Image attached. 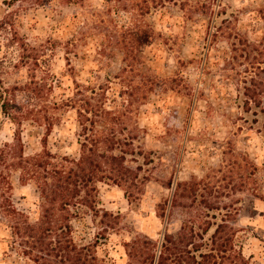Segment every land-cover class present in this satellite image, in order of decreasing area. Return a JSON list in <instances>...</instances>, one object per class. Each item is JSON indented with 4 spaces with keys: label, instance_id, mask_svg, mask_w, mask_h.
I'll list each match as a JSON object with an SVG mask.
<instances>
[{
    "label": "rangeland",
    "instance_id": "obj_1",
    "mask_svg": "<svg viewBox=\"0 0 264 264\" xmlns=\"http://www.w3.org/2000/svg\"><path fill=\"white\" fill-rule=\"evenodd\" d=\"M73 1L0 0V86L42 88L40 96L17 91L16 121L0 113V264H34L18 254L7 210L38 221L40 190L27 162L44 152L79 156L78 102L91 90L114 125L95 130L132 134L155 158L136 198L101 187L105 222L115 226L96 248L102 264H141L142 251L158 253L166 232L177 235L199 213L190 206L197 190L237 209L232 223L247 231L244 251L264 264V200L256 196L264 114L245 105L247 87L264 82V0ZM51 83L58 102L73 96L74 105L63 103L46 136ZM72 225L79 245L101 232L92 212Z\"/></svg>",
    "mask_w": 264,
    "mask_h": 264
},
{
    "label": "trees",
    "instance_id": "obj_2",
    "mask_svg": "<svg viewBox=\"0 0 264 264\" xmlns=\"http://www.w3.org/2000/svg\"><path fill=\"white\" fill-rule=\"evenodd\" d=\"M64 2L72 4L74 1ZM47 88L52 94V106L44 115L46 136L61 119L58 110L62 105H74L73 96L65 102L64 99L57 101L53 83ZM19 90H32L40 96L42 88L39 85L32 89L0 86V113L13 121L23 112V106L17 99ZM247 90L250 94H246L245 105L255 108L256 115L264 114V82L258 80L254 90L250 87ZM78 93L86 92L77 89L76 95ZM91 93L83 94L78 102V113L82 119L78 134L79 156L57 159L54 154L44 152L27 162V174L37 181L40 190L38 221L32 224L25 213L7 210L10 221H14L12 234L20 249L18 254L28 257L34 264H102L96 248L101 239H108L115 226L105 222L104 217L110 214L102 207L101 187L114 184L121 187L126 196L136 198L155 168V158L146 154L136 136H122L114 130H95L101 121L106 120L109 128L114 125L109 120L110 111L105 108V100L97 98L95 90ZM150 163L152 168H146L141 175L140 172ZM194 193L190 206L197 208L199 213L191 215L177 235L166 232L158 253L154 248H148L147 253L142 251L146 256L141 264H252L253 255L248 256L244 251L247 231L236 228L232 223L237 209L223 205L213 194L198 190ZM256 196L264 200V178L259 179ZM88 212H92L101 232H98L94 243L79 245L73 237L72 220ZM171 214L170 211L168 215ZM97 217H101L100 220ZM146 244L152 245V242ZM138 247L129 251L136 260Z\"/></svg>",
    "mask_w": 264,
    "mask_h": 264
}]
</instances>
